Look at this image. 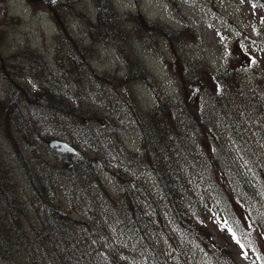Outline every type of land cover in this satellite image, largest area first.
I'll return each mask as SVG.
<instances>
[{
    "label": "rangeland",
    "instance_id": "1",
    "mask_svg": "<svg viewBox=\"0 0 264 264\" xmlns=\"http://www.w3.org/2000/svg\"><path fill=\"white\" fill-rule=\"evenodd\" d=\"M99 8L110 9L114 16L113 22L106 26V29L110 26L107 35L97 36L93 28ZM138 11L144 17L141 20L137 19ZM145 20L158 22L173 34L180 33L181 37L170 41L157 35L150 37L137 30V22ZM263 30L264 0H56L51 5L42 0H0V102L6 99L8 89L17 86L34 101L56 97V102H52L56 112H72L82 117L81 122L93 132L84 139H97L105 132L117 135L111 147L101 143L104 151L100 145L90 150L83 148L87 146L80 147L79 143L80 155L69 160L46 146V141L55 137L50 128L41 129L39 135H25L12 128V137L8 139L0 126V178L4 179L3 189L21 205L17 209L23 211L18 215L25 227L29 220L41 222L38 201L27 182L26 169L36 176L44 173L41 180L46 184L45 195L49 196L46 199L75 221L67 229L76 239L73 246L56 249L48 256L12 241L7 261L10 264H99L103 259L108 264L115 261L146 264L137 261L131 251V244L137 242L138 229H143L148 246L162 257V264H185L178 249L173 218L158 192L155 171L143 161L142 165L131 160L132 155L139 154L141 140L123 101L128 99L133 106L147 112L160 98L170 102L179 115L182 88L171 65L174 49L180 58L201 65L206 72L215 73L228 65L245 69L252 63L257 68L252 77L247 75V78L256 79L252 86L261 90V107L252 110L235 101L230 102V107L244 123L245 134L252 141L249 147L255 145L260 151L250 150L260 171L250 156L244 155V149L237 146L242 139L237 124H227L201 95L189 90L184 96L202 107L216 123L236 163L237 170L228 171L224 182L248 211L229 204L227 195L220 189L224 200L222 207L228 212L226 204H229L232 213L234 211L249 230L247 217L259 222V229L254 231V251L262 262L237 246L219 214L206 211L204 225L211 237L209 241L220 248L232 264H264ZM62 33H67L86 49L89 69L77 75L72 73L73 76L69 73L65 53L68 46L60 42ZM131 69L136 76L126 83L120 82ZM92 75L111 81H93ZM143 76L146 80L140 78ZM227 89L230 95L234 88L227 84ZM24 113L23 107L17 106L15 118ZM95 118H100L101 124L109 129L100 130L99 125L96 128L90 125ZM45 125L52 124L47 121ZM190 143L200 151L201 147L191 138ZM114 149L128 152L129 157L123 160V165L114 159ZM95 158L101 166L94 163ZM108 170L113 174H108ZM124 193L125 196H121ZM0 203H3L1 196ZM121 203L130 209V215H124L136 219L125 233L122 225H118L119 213L123 212ZM11 211L16 212L15 209ZM130 234L134 238L126 236ZM0 264H6L1 257Z\"/></svg>",
    "mask_w": 264,
    "mask_h": 264
},
{
    "label": "trees",
    "instance_id": "2",
    "mask_svg": "<svg viewBox=\"0 0 264 264\" xmlns=\"http://www.w3.org/2000/svg\"><path fill=\"white\" fill-rule=\"evenodd\" d=\"M141 13L140 11L137 12L138 20L144 18ZM96 15L97 24L93 26L95 34L97 36L107 35L106 31L110 26L107 29L106 26L109 24L108 22H113L114 19L112 11L99 8ZM145 21L143 23L137 22V30L146 33L150 37L157 35L167 41L181 37L180 33L173 34L171 30L158 22ZM62 36L60 42L63 41L62 44L68 46L65 53L68 57L66 67L71 70L69 73L73 76L72 73L77 75L79 72L89 69L85 57L86 49L79 46L67 33H62ZM111 37L113 38V36ZM172 57L171 65L174 66L177 72L179 85L182 88L181 98L178 100L179 115L176 114L170 102L160 98L146 113L143 112L142 108H137V106L129 103L128 99L123 100L127 106L126 111L144 141L140 145L139 154L132 155L131 160L141 158L146 166L155 171L158 192L173 218L174 230L178 238V249L183 254L185 264H232L229 259L225 258L222 250L216 247L212 241H209L211 237L207 235L204 225V212L206 211L213 215L219 214L223 223L230 228L237 246L246 254L256 256L262 262V259L254 251V231L257 227L259 229V222H253L247 217L250 223L249 230L244 222L237 219L234 211L232 213V208L229 205L232 204L241 207L242 211H248L234 197L233 192L224 182L228 171L237 170L236 163L229 155L224 144L225 141L218 133L216 123L208 117L202 107H197L193 100L184 96L185 92L189 90L196 95H201L202 99L208 100L222 115L227 124L230 122L237 124L241 130L239 135L242 137L241 144L237 146L244 149L242 151L244 155H249L260 171L261 168L254 161L250 150L260 151L255 145L249 147L252 141L245 134L244 123L233 114L230 107L231 101L242 102L250 106L252 110H256L255 107H261L263 100L261 90L252 86L256 79L247 78V75L252 77L251 75L257 71V68L253 63L245 69H240L238 65L234 67L228 65L224 69L213 73L211 71L206 72L199 64L193 65L190 61L180 58L174 49ZM92 76L93 81H111L107 77L104 79L95 75ZM134 76H136L135 71L131 69L126 77L121 78L120 82L126 83ZM140 78L146 80L145 76ZM227 84L234 88L230 95L227 92ZM13 93L17 94L18 98L15 99ZM228 96L232 99H228ZM55 98L48 97L42 101H34L25 90L21 91L16 86L13 92L7 93L4 102H0V126L4 136L10 139L13 134L12 128L15 131H23L25 135L26 133L39 135L41 129L50 128L52 129L50 132L52 135L70 140L72 143L78 142L72 137L70 130H89L76 114L66 111L56 112L55 108L52 107V102H56ZM58 102L64 104L59 99ZM5 104L6 106L9 104V113H5ZM20 105L25 112L22 117L18 118L22 128H18L15 125L16 122H14L16 108ZM95 120L98 122L100 130L109 129L101 124L100 118H95ZM47 121L52 125H45ZM38 124L40 128H37ZM232 136L237 137L235 134H232ZM190 138L193 143L201 147L200 151L190 143ZM63 156L66 159L71 158V156ZM25 173L32 194L35 195L38 201L41 222L34 223L29 220L27 221L28 227H25L18 215L23 211L22 208L17 209L21 205L11 193L3 189L4 179L0 178V196L3 201V203H0V257L6 264H10L7 258L9 245L12 241L16 244H25L30 251H37L41 256H48L47 254L51 251L64 250L66 247L76 244L72 231L67 229V226H71L75 221L51 205L46 199L49 197L45 195L46 184H44V180H41L44 173L41 176H36L27 172L26 169ZM107 173L113 174L109 170ZM220 189L228 197L227 202L229 204H226L228 212L222 207L224 200ZM121 196H125V193ZM237 197H239L238 194ZM262 203L264 202L262 201ZM121 204L123 205V208H121L123 214L119 213L120 223L118 225H122L125 233L126 229H131L136 219L125 216L127 213L129 214L130 209L123 203ZM11 209H15L16 212L13 213ZM246 232H249V234H246ZM126 236L134 238L132 234ZM146 238L143 229H138L135 238L137 242L134 241L131 244L133 245L131 251L134 258L137 261H144L146 264H162V257L151 250ZM99 264H108V261L102 259ZM112 264L121 263L115 261Z\"/></svg>",
    "mask_w": 264,
    "mask_h": 264
},
{
    "label": "bare ground",
    "instance_id": "3",
    "mask_svg": "<svg viewBox=\"0 0 264 264\" xmlns=\"http://www.w3.org/2000/svg\"><path fill=\"white\" fill-rule=\"evenodd\" d=\"M13 89H14V88H10V89H8L6 93H10V91L13 92ZM13 97L16 99V98H18V95L15 94V93H13ZM16 103L18 104L19 102H16ZM8 110L10 111V109H9V104H8L7 106H6V104H5V113H9ZM143 112H144V111H143ZM10 113H11V112H10ZM145 113H146V112H145ZM81 120H82V118H81ZM24 121H25V120H24ZM14 122H16L15 125H16L18 128H22L21 122L18 120V118H15V119H14ZM91 124H93L94 128L98 127V125H99V124L96 122V120H92V121L90 122V125H91ZM73 126H74V125H73ZM73 128H75V127H73ZM86 128H87L88 130H90V126H89V127H86ZM70 133H71L72 137L75 138L78 142L72 143V142H70V140H66V139H63V141H64L65 143H67L68 145L72 146L73 148H75V150H76L77 152H80L79 146H80V147L87 146V147H83V148H87V149H90V150H91V148H95L96 145H100L101 148H102L101 143H105L106 147H111V145H112V143H113V140H114L115 138H117V135H116L115 132H105V133H101V134L98 136L97 139H92V140L84 139V136H88V135H90V134H93V132H90V131H81V130H77V129H71V130H70ZM80 139H81L82 141H80ZM83 139H84V140H83ZM100 139H101V140H100ZM138 139L141 140V143H140L139 145H142V144L144 143V141L141 139L140 133H139ZM79 141H80V145L78 146ZM102 150L104 151L103 148H102ZM102 153H103V152H102ZM112 155H113V157H114L115 160H117L119 163H121V165H123V160L126 159V157H127V158L129 157L128 152H126V151L123 150V149H114V150L112 151ZM71 157H72V158H73V157H76V155H75V156H71ZM88 161H90V159H88ZM132 161H133V160H132ZM135 161H136L138 164H142V165H143L141 158H137ZM94 163H95V164H98V163H99V160L95 158ZM138 164H135V165H138ZM134 169H135V168H131V170H134ZM51 205H52V204H51ZM130 219H132V218H130Z\"/></svg>",
    "mask_w": 264,
    "mask_h": 264
},
{
    "label": "water",
    "instance_id": "4",
    "mask_svg": "<svg viewBox=\"0 0 264 264\" xmlns=\"http://www.w3.org/2000/svg\"><path fill=\"white\" fill-rule=\"evenodd\" d=\"M55 0H43V2L47 4L53 3ZM264 35V32H263ZM46 145L53 151H56L58 153H65V154H71L76 155L77 151L72 146L68 145L62 140L53 138L46 142Z\"/></svg>",
    "mask_w": 264,
    "mask_h": 264
}]
</instances>
